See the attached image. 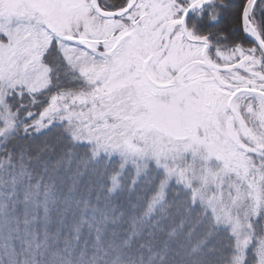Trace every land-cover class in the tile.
I'll list each match as a JSON object with an SVG mask.
<instances>
[{"label":"snow or ice","instance_id":"obj_1","mask_svg":"<svg viewBox=\"0 0 264 264\" xmlns=\"http://www.w3.org/2000/svg\"><path fill=\"white\" fill-rule=\"evenodd\" d=\"M229 7L0 0V264H264V0Z\"/></svg>","mask_w":264,"mask_h":264},{"label":"trees","instance_id":"obj_2","mask_svg":"<svg viewBox=\"0 0 264 264\" xmlns=\"http://www.w3.org/2000/svg\"><path fill=\"white\" fill-rule=\"evenodd\" d=\"M240 6V0H230V7H229V12H234L236 11ZM70 183V181H69Z\"/></svg>","mask_w":264,"mask_h":264}]
</instances>
